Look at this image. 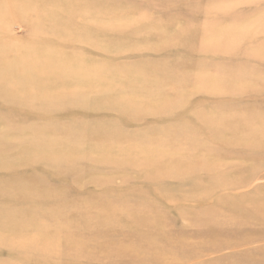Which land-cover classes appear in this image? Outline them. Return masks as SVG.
I'll return each mask as SVG.
<instances>
[{
    "label": "rangeland",
    "instance_id": "obj_1",
    "mask_svg": "<svg viewBox=\"0 0 264 264\" xmlns=\"http://www.w3.org/2000/svg\"><path fill=\"white\" fill-rule=\"evenodd\" d=\"M29 1L0 0V264H264V0Z\"/></svg>",
    "mask_w": 264,
    "mask_h": 264
},
{
    "label": "bare ground",
    "instance_id": "obj_2",
    "mask_svg": "<svg viewBox=\"0 0 264 264\" xmlns=\"http://www.w3.org/2000/svg\"><path fill=\"white\" fill-rule=\"evenodd\" d=\"M31 1V0H30ZM30 1H29V3H30ZM2 2V1H1ZM39 2V1H38ZM18 3H23V1L22 2H19L18 1ZM24 3H25V1H24ZM39 4V3H38ZM21 6H23V4H20ZM25 5V4H24ZM27 6V5H26ZM3 6H1V8H2ZM19 7V6H18ZM25 9L27 8V7H24ZM23 7H22V9H24ZM1 10H3V8L1 9ZM28 10V9H27ZM27 10H25L26 12H27ZM24 11V10H23ZM28 11H30V10H28ZM31 14H32V12H31ZM36 16V15H35ZM34 19V18H33ZM102 20V19H101ZM32 21V20H31ZM33 22V21H32ZM96 22H98V21H96ZM95 22V23H96ZM33 25V24H32ZM97 26H98V24H96ZM100 26V25H99ZM35 27V26H34ZM34 27H33V29H34ZM39 27V26H38ZM101 27H102V25H101ZM33 31V30H32ZM104 31V30H103ZM28 34V33H27ZM32 34V33H31ZM33 35H35V34H33ZM30 36V35H29ZM34 52V51H33ZM17 53V52H16ZM15 53V54H16ZM18 54V53H17ZM30 56V55H29ZM14 61H16V59L15 60H13L12 62H14ZM135 99H137L136 97H134ZM154 100V99H153ZM159 100V99H158ZM136 100H134V102H135ZM157 101V100H156ZM155 101V102H156ZM138 102V101H137ZM137 102H135V103H137ZM140 102V101H139ZM155 102H153V103H155ZM219 163V162H218ZM217 163V164H218ZM222 163V162H221ZM165 165V164H164ZM233 184V183H232ZM242 192V191H241ZM243 193H244V191H243ZM175 205H176V203H175ZM178 205V204H177ZM233 207V206H232ZM231 210H233V209H231ZM221 211V210H220ZM216 212V211H215ZM202 218V217H201ZM237 220V219H236ZM204 222V221H203ZM233 222V221H232ZM234 223V222H233ZM211 226V225H210ZM209 227V226H208ZM237 227V226H236ZM211 228V227H210ZM228 229H230V228H228ZM235 231V230H234ZM253 243V242H252ZM203 247V246H202ZM205 248V247H204ZM213 249V248H212ZM214 249H216V248H214ZM219 249V248H218ZM157 258V257H156ZM161 259V258H160ZM167 261H169V260H167ZM171 261V260H170ZM203 261V260H202ZM172 262V261H171ZM176 262V261H175ZM167 263V262H166Z\"/></svg>",
    "mask_w": 264,
    "mask_h": 264
}]
</instances>
